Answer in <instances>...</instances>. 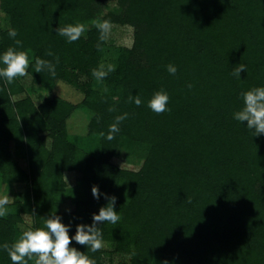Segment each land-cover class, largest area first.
<instances>
[{
  "label": "trees",
  "instance_id": "trees-1",
  "mask_svg": "<svg viewBox=\"0 0 264 264\" xmlns=\"http://www.w3.org/2000/svg\"><path fill=\"white\" fill-rule=\"evenodd\" d=\"M93 2L103 0H0V52L15 46L7 35L15 28L33 63L41 57L56 64L54 77L32 73L30 66L41 88L51 90L60 80L76 86L78 76L93 79L103 46L97 27L73 43L55 32L93 17ZM119 4L125 12L121 22L134 28L133 47L104 78V91L86 89L83 101L93 113L88 133L99 136L98 157L66 139L73 105L51 98L35 107L26 99L16 104L15 116L9 104L19 81H0V178L26 189L22 201L6 206L0 217V244L19 238L24 214L34 229L57 211L65 224L72 223L73 235L84 223L80 217L91 224L92 214L107 204L103 196L93 197L92 187L98 186L117 198L121 216L116 224L102 225L103 241L128 255L129 264H264V135L253 137L246 121L241 126L232 118L243 105L239 93L264 86V0ZM49 50L53 56L46 55ZM170 63L178 69L175 75L167 71ZM239 63L247 65L243 80L231 75ZM161 89L170 96V111L156 114L147 102ZM136 94L140 106L128 99ZM123 113L128 117L114 139L102 137ZM12 148L26 170L13 160ZM135 150L143 161L137 171L111 162L119 152ZM65 173L77 174L73 189H66ZM68 196L74 210L64 214L60 206ZM73 246L99 264V250L74 241ZM0 264H12L6 252L0 251Z\"/></svg>",
  "mask_w": 264,
  "mask_h": 264
},
{
  "label": "clouds",
  "instance_id": "clouds-1",
  "mask_svg": "<svg viewBox=\"0 0 264 264\" xmlns=\"http://www.w3.org/2000/svg\"><path fill=\"white\" fill-rule=\"evenodd\" d=\"M96 27L100 32L99 40L105 41L111 30V22L109 20L96 21ZM86 31L83 24H68L63 27L58 26L55 29L56 35L63 37L67 43H73L81 38ZM8 37L14 41L15 46H9L5 51L0 52V81L6 84H12L17 78L25 77L32 73L48 72L51 76L56 75V64L51 60L41 57H35L34 63L30 59V50H21L23 42L17 39L18 31L10 28ZM97 47H101L98 44ZM46 55L53 56L49 50ZM57 63L59 58H55ZM30 66L34 72L29 73ZM167 71L171 75H175L178 71L174 64H168ZM115 70L114 65H99L92 70L93 77L98 81H103L108 74ZM247 73V65L239 63L233 67L231 75L237 80L241 79V73ZM188 87H192L191 84ZM239 98L243 105L233 112L232 118L244 126L253 137L264 135V86L252 87L246 91L239 93ZM129 101L140 106L143 101L139 94L130 95ZM170 96L166 90L154 92L151 99L147 102V107L156 114H162L170 111L168 102ZM128 113H123L115 117V121L109 125L107 133H101V136L107 140H112L120 131V124L127 119ZM92 195L99 200L101 196L107 201V204L101 207L98 213H93L91 224L80 223L75 227V233L69 235L72 229V223L65 224L63 217L52 212L47 218H44V227L29 228L22 231L19 238L10 245L5 242L0 244V251L6 252L12 264H28L29 261L35 264H95L86 252L79 251L76 247H70L74 241L76 244L83 245L87 250L96 252L103 247L102 225L106 223L116 224L120 219V212L115 210L117 198L102 193L98 186L92 187ZM9 197L0 199V217L7 214V203ZM70 211V210H69ZM164 264H168L167 261Z\"/></svg>",
  "mask_w": 264,
  "mask_h": 264
},
{
  "label": "rangeland",
  "instance_id": "rangeland-1",
  "mask_svg": "<svg viewBox=\"0 0 264 264\" xmlns=\"http://www.w3.org/2000/svg\"><path fill=\"white\" fill-rule=\"evenodd\" d=\"M91 12L94 15L85 23H80L85 26L86 31L81 37L86 36V32L96 28V21L120 19V23L111 22V30L101 48L99 65L104 64L114 65L115 69L118 66V60L126 50H131L134 44V28L128 24L121 22L125 15L124 8L120 6L119 0H103L101 4L96 2L91 3ZM4 15L0 12V24L3 25ZM20 84L19 91L11 96L9 107H11V114L16 116V104L20 101L29 99L35 107H39L46 99L59 98L66 103L73 105V109L66 119V139L78 149L98 157L100 153V142L98 135H90L88 133V123L92 118V111H90L83 101H85V91L89 89L92 92H102L105 89L106 82L98 81L95 78L88 80L84 76H78L76 86L69 84L66 81H55L51 90H45L39 85L35 84L30 75L17 78ZM2 107V111L5 112ZM13 160L17 165L26 170V162L24 158L12 148ZM111 162L125 170L137 171L142 165V154L138 150L127 155L125 152H119ZM76 173H65L64 179L66 189H73L76 184ZM26 189L24 184L20 183H6L0 178V199L8 196L9 200L6 206L12 205L17 201H22ZM60 210L64 214L71 213L74 210V203L68 197L62 198ZM70 210V211H69ZM86 223L85 216L80 217ZM22 223L19 224L20 231L27 230L32 225V217L24 214L22 215ZM70 235V233H69ZM101 252L99 264H129L130 257L128 255H120L114 251V246L111 242L104 241L103 247L99 249ZM29 264H35L34 260L29 261ZM193 264V263H190Z\"/></svg>",
  "mask_w": 264,
  "mask_h": 264
}]
</instances>
